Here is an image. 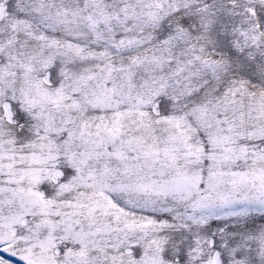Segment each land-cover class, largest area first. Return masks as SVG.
Wrapping results in <instances>:
<instances>
[{"label":"snow or ice","instance_id":"obj_1","mask_svg":"<svg viewBox=\"0 0 264 264\" xmlns=\"http://www.w3.org/2000/svg\"><path fill=\"white\" fill-rule=\"evenodd\" d=\"M0 264H264V0H0Z\"/></svg>","mask_w":264,"mask_h":264},{"label":"rangeland","instance_id":"obj_2","mask_svg":"<svg viewBox=\"0 0 264 264\" xmlns=\"http://www.w3.org/2000/svg\"><path fill=\"white\" fill-rule=\"evenodd\" d=\"M0 255H3L2 253H0Z\"/></svg>","mask_w":264,"mask_h":264}]
</instances>
